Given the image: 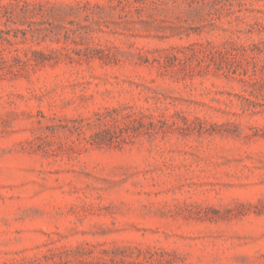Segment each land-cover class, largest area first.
Instances as JSON below:
<instances>
[{"label":"rangeland","instance_id":"obj_1","mask_svg":"<svg viewBox=\"0 0 264 264\" xmlns=\"http://www.w3.org/2000/svg\"><path fill=\"white\" fill-rule=\"evenodd\" d=\"M0 264H264V0H0Z\"/></svg>","mask_w":264,"mask_h":264}]
</instances>
